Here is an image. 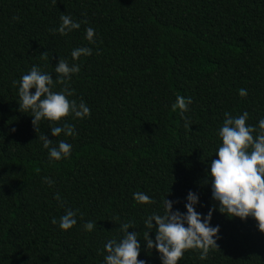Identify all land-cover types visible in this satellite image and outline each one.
Masks as SVG:
<instances>
[{
	"label": "trees",
	"instance_id": "obj_1",
	"mask_svg": "<svg viewBox=\"0 0 264 264\" xmlns=\"http://www.w3.org/2000/svg\"><path fill=\"white\" fill-rule=\"evenodd\" d=\"M61 14L80 28L53 32ZM82 47L92 54L74 61ZM59 59L79 65L69 99L91 110L64 118L71 137L51 136L59 125L45 120L36 129L18 106L15 82L33 65L50 73L53 91L65 87L55 80ZM177 96L192 100L183 117L172 108ZM245 111L249 125L264 118V0H0V264H102L104 243L120 238L123 223L141 239L138 259L161 264L144 247V220L163 214L164 197L185 211L189 190L197 212L216 206L207 173L217 132L226 113ZM41 135L70 143V157L49 160ZM136 192L153 203H138ZM66 209L78 210L77 224L61 231ZM88 221L97 222L91 232ZM210 223L219 225L218 249L203 260L187 250L178 264H264L253 218L213 211Z\"/></svg>",
	"mask_w": 264,
	"mask_h": 264
},
{
	"label": "clouds",
	"instance_id": "obj_2",
	"mask_svg": "<svg viewBox=\"0 0 264 264\" xmlns=\"http://www.w3.org/2000/svg\"><path fill=\"white\" fill-rule=\"evenodd\" d=\"M60 21L53 32L61 36H67L81 26L80 21H75L66 14H61ZM94 35V28L85 29V39L89 43H94ZM91 54L92 50L88 47L74 48L71 51L74 61L82 55ZM79 71L78 64L69 65L66 60L59 59L54 72L58 74L56 83L65 85L60 91H53L52 76L37 65H33L15 82L18 84L19 110L31 113V123L36 129L45 120L59 125L50 128L51 136L56 137L63 133L71 137L75 135L74 125L63 122L64 118L70 115L76 119L90 117L91 110L84 101L77 104L75 100L69 99L73 91L67 86V82ZM30 89H34V92L30 93ZM238 94L245 97L247 90L239 89ZM191 103V98L177 96L172 108L179 110L183 117ZM248 116L247 111L237 116L226 113L222 126L218 129L217 135L221 143L214 154L216 159L209 163L207 173L211 200L216 206H210L207 213L197 212L199 196L189 190L184 198L185 211H172L173 204L179 201L164 197L163 214L153 212L144 220L147 229L142 240L144 247L146 250L155 249L161 264H178L187 250H199L200 259L203 260L207 258L210 250L218 249L220 229L219 225L212 226L210 223L213 211L230 218H239L241 221L251 217L255 220L258 231L264 233V118L253 126L247 124ZM185 126H188L187 122ZM40 139L43 147L48 150L49 160L59 161L70 157V143L60 140L53 145V141L44 135ZM45 183L51 185L52 181L45 177ZM56 198L59 200L58 195ZM133 198L141 204L153 203L152 198L144 192L134 193ZM77 212V209L65 210L58 222L61 231H68L77 224ZM51 223L56 225L57 219L53 218ZM96 225L97 222L88 221L83 228L91 232ZM130 228L131 223H123L120 226V238H112L104 243L102 264H146L145 260L138 259L141 239L135 230L129 232ZM153 232L154 239L149 236Z\"/></svg>",
	"mask_w": 264,
	"mask_h": 264
}]
</instances>
